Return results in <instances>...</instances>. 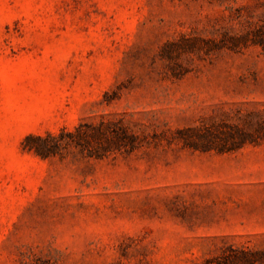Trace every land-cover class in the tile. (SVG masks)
<instances>
[{"label": "rangeland", "instance_id": "374dc122", "mask_svg": "<svg viewBox=\"0 0 264 264\" xmlns=\"http://www.w3.org/2000/svg\"><path fill=\"white\" fill-rule=\"evenodd\" d=\"M0 264H264V0H0Z\"/></svg>", "mask_w": 264, "mask_h": 264}, {"label": "trees", "instance_id": "16d2710c", "mask_svg": "<svg viewBox=\"0 0 264 264\" xmlns=\"http://www.w3.org/2000/svg\"><path fill=\"white\" fill-rule=\"evenodd\" d=\"M47 139H54V137L53 136H45V137H42V136H40V135H36V136H34V135H28V136H26V138L24 139V146H26V145H28L27 143L29 142V141H31V140H37V141H44V140H47ZM29 148H33V149H35V151L36 152H38V153H40V155H44V154H41L42 152H39V151H41V150H39V148H37V146H28Z\"/></svg>", "mask_w": 264, "mask_h": 264}]
</instances>
